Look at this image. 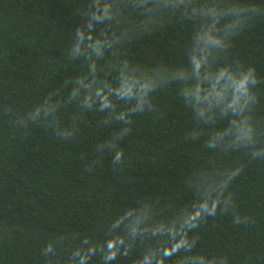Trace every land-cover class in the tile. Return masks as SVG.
Here are the masks:
<instances>
[{"label": "trees", "instance_id": "trees-1", "mask_svg": "<svg viewBox=\"0 0 264 264\" xmlns=\"http://www.w3.org/2000/svg\"><path fill=\"white\" fill-rule=\"evenodd\" d=\"M0 264H264V0H0Z\"/></svg>", "mask_w": 264, "mask_h": 264}]
</instances>
